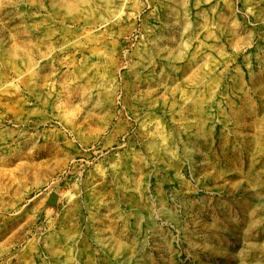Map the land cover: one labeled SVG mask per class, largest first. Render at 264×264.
<instances>
[{"label":"rangeland","instance_id":"rangeland-1","mask_svg":"<svg viewBox=\"0 0 264 264\" xmlns=\"http://www.w3.org/2000/svg\"><path fill=\"white\" fill-rule=\"evenodd\" d=\"M83 240L264 264V0H0V264Z\"/></svg>","mask_w":264,"mask_h":264},{"label":"bare ground","instance_id":"bare-ground-1","mask_svg":"<svg viewBox=\"0 0 264 264\" xmlns=\"http://www.w3.org/2000/svg\"><path fill=\"white\" fill-rule=\"evenodd\" d=\"M127 200H128V202L131 201L133 203V205L142 204L141 199H139V197L138 196H135V195L133 197L128 196L127 197ZM65 220L70 225H73L72 227L75 230V232H78L79 231L78 224H77V218H76V214H75V211L74 210H71L70 209L69 213L66 212V214H65ZM236 221H239V219H237ZM141 239L142 238L137 239L136 242L139 243L138 244L139 245L138 247H140V250L139 251L141 253H145L144 252L145 251V246H144L145 242L142 241ZM78 247H79L78 248V251L80 252V254L81 253L84 254V258L87 260L85 262V264H91L92 254L90 253L89 244L85 240H83V241L79 242V246ZM139 256H140V253H139ZM137 258H138V256H137ZM79 259H80V257L77 256V260H79ZM99 262H100V264H142V261H139V259H135V258H133V259L126 258V259H120V260H114V261H112V260H110L106 256H100ZM167 262H168V260H167Z\"/></svg>","mask_w":264,"mask_h":264}]
</instances>
